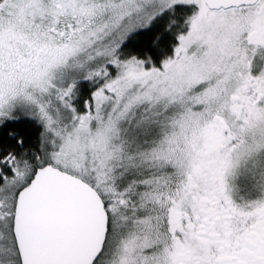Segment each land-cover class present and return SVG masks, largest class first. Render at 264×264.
Instances as JSON below:
<instances>
[{
  "label": "snow or ice",
  "instance_id": "1",
  "mask_svg": "<svg viewBox=\"0 0 264 264\" xmlns=\"http://www.w3.org/2000/svg\"><path fill=\"white\" fill-rule=\"evenodd\" d=\"M0 264H264V0H0Z\"/></svg>",
  "mask_w": 264,
  "mask_h": 264
}]
</instances>
